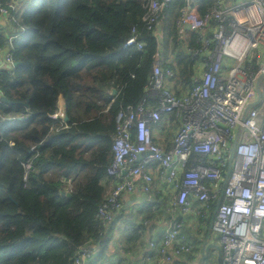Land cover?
Masks as SVG:
<instances>
[{
  "label": "trees",
  "instance_id": "trees-1",
  "mask_svg": "<svg viewBox=\"0 0 264 264\" xmlns=\"http://www.w3.org/2000/svg\"><path fill=\"white\" fill-rule=\"evenodd\" d=\"M12 1L0 0V8ZM197 2L201 15L216 6ZM147 11L144 0H27L15 14L11 46L0 34V48L10 46L19 62L0 77L12 102H0V264H72L81 246L95 244L102 257L111 243L121 214L105 226L97 213L111 180L116 115L142 101L156 104L147 91L155 52ZM176 19L167 24L164 50L177 65L164 69L191 87L196 60L181 51ZM135 30L143 50L124 48ZM61 100L66 127L53 117ZM31 160L25 181L22 164ZM64 179H73L71 191L60 196Z\"/></svg>",
  "mask_w": 264,
  "mask_h": 264
},
{
  "label": "built area",
  "instance_id": "built-area-1",
  "mask_svg": "<svg viewBox=\"0 0 264 264\" xmlns=\"http://www.w3.org/2000/svg\"><path fill=\"white\" fill-rule=\"evenodd\" d=\"M144 1L148 10L144 21L155 43L147 91L156 104L142 101L117 113L113 159L107 169L112 189L97 217L110 225L123 209L127 193L141 187L150 194L159 179L171 187L172 214L189 215L200 205L206 216L215 203L211 229L219 237V264H264V121H260L262 106L254 104L257 81L264 76V0H216L214 9L203 15L197 0ZM177 1L183 2L176 19L181 37L187 26L197 34L196 45L185 42L182 48L196 60L197 71L193 85L182 94L173 89L174 71L163 64L166 14ZM12 11V5L0 8L6 18ZM17 35L8 37L10 46ZM132 46L145 47L136 30L124 44ZM4 61L0 77L15 67L11 51ZM4 96L0 82L2 103ZM53 117L66 127L63 107ZM171 120L180 125L166 150L155 142L154 132L161 122ZM22 166L26 181L32 160ZM63 182L60 196L71 191L72 179ZM184 238L176 224L161 243L153 244L160 264L192 251ZM94 248L95 244L81 246L72 264H86Z\"/></svg>",
  "mask_w": 264,
  "mask_h": 264
},
{
  "label": "crops",
  "instance_id": "crops-1",
  "mask_svg": "<svg viewBox=\"0 0 264 264\" xmlns=\"http://www.w3.org/2000/svg\"><path fill=\"white\" fill-rule=\"evenodd\" d=\"M26 1H12L11 5L14 12L13 14L12 12L10 13L11 17L6 18L0 14V34L5 35L7 38L14 36L16 32L19 34L18 29L15 27V23H17L15 14ZM177 11L178 9L174 5L167 10V24L175 19ZM193 34L194 32L189 27H185L182 39L190 44ZM8 51H10L9 47L0 48V67L5 66L4 55ZM163 59L164 66L166 64L177 65L174 53L168 54L164 51ZM176 78V84L173 89L178 94H182L190 88L180 82L178 83L179 78ZM257 91L258 99L255 103L259 102L262 106L260 121L263 122L264 76L257 81ZM115 93L116 90H113L112 94ZM151 105H153L152 102ZM60 107H64L62 100L60 101ZM179 125V122H174L173 120L161 122L155 128V142L166 150L171 149L172 140ZM104 183L108 184L109 193L112 189V181L106 179ZM170 189L171 187L166 183L157 179L152 192L149 194L150 199L145 197L146 193L141 187H138L132 193H127L123 197V209L119 212L121 220L111 243L104 251L105 253L102 257H100V249L95 245L93 256L86 264H157L159 255L157 256L156 248L153 244L161 243L167 230L175 227L176 224L181 225L182 233L185 236L184 241L192 246V251L176 258L172 263L163 262L162 264H219V237L211 229V222L215 214L213 207L215 203H212V207L207 209L206 216L202 214L206 209L201 208L200 205H197L196 211L189 215L182 214L179 211L172 214L169 212L172 195Z\"/></svg>",
  "mask_w": 264,
  "mask_h": 264
},
{
  "label": "water",
  "instance_id": "water-1",
  "mask_svg": "<svg viewBox=\"0 0 264 264\" xmlns=\"http://www.w3.org/2000/svg\"><path fill=\"white\" fill-rule=\"evenodd\" d=\"M187 27H188V26H187ZM18 64H19V62H14V66H15V67L18 66ZM2 100H3L4 103H6V104H8V105H11V104H12V102H11L7 97H5V96L2 97ZM254 104H256V103H254ZM25 106H28V103H27V102L25 103ZM64 121H65V122L68 121V117H67V116H65ZM236 144H237V140H235V141L233 142V144H232L231 155H230V162L232 161V158H233V155H234V152H235ZM145 197H146L147 199H150L149 194H146Z\"/></svg>",
  "mask_w": 264,
  "mask_h": 264
}]
</instances>
